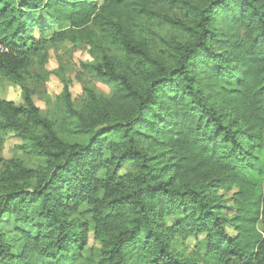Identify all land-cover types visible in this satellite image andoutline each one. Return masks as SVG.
<instances>
[{
	"label": "trees",
	"instance_id": "1",
	"mask_svg": "<svg viewBox=\"0 0 264 264\" xmlns=\"http://www.w3.org/2000/svg\"><path fill=\"white\" fill-rule=\"evenodd\" d=\"M0 43V81L59 44L111 87L78 109L65 90L59 121L25 86L0 100V140L35 166L0 159V264L90 237L100 264H264V0H0Z\"/></svg>",
	"mask_w": 264,
	"mask_h": 264
},
{
	"label": "rangeland",
	"instance_id": "2",
	"mask_svg": "<svg viewBox=\"0 0 264 264\" xmlns=\"http://www.w3.org/2000/svg\"><path fill=\"white\" fill-rule=\"evenodd\" d=\"M50 34L47 35L49 37ZM92 59L86 47L63 48L59 44L50 45L46 50V60L41 64L32 60L31 66L22 85L9 81H0V100L11 101L15 105H23V91L25 86L31 94L35 105L42 116L61 120L62 95L66 90L70 96L73 108H80L85 102L84 88L89 87L104 98L111 95V87L102 82L93 80L85 65ZM19 141L12 134H4L0 140V159L18 160L30 168H35L26 154L17 149ZM18 229H23L13 220L3 221L1 230L5 241L8 242L14 253L20 251L22 240ZM195 241L186 243L187 251H192ZM33 264H100L97 249L94 248L91 237L86 250L80 254L72 251L68 257H56L52 261L33 258Z\"/></svg>",
	"mask_w": 264,
	"mask_h": 264
},
{
	"label": "built area",
	"instance_id": "3",
	"mask_svg": "<svg viewBox=\"0 0 264 264\" xmlns=\"http://www.w3.org/2000/svg\"><path fill=\"white\" fill-rule=\"evenodd\" d=\"M6 52L5 47L0 43V54Z\"/></svg>",
	"mask_w": 264,
	"mask_h": 264
}]
</instances>
